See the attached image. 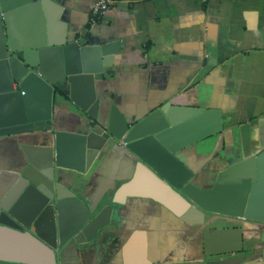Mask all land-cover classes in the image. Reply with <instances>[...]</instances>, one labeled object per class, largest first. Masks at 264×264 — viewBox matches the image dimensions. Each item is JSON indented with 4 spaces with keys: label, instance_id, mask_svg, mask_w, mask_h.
Wrapping results in <instances>:
<instances>
[{
    "label": "water",
    "instance_id": "1",
    "mask_svg": "<svg viewBox=\"0 0 264 264\" xmlns=\"http://www.w3.org/2000/svg\"><path fill=\"white\" fill-rule=\"evenodd\" d=\"M63 8L53 0H0V138L36 141L51 133V145H43L36 155L31 145L20 143L25 161L18 160L15 171L0 170V264H65L68 255L81 264L87 245L109 223L113 204L137 184L145 192L134 197L149 198L178 214L194 207L242 218L264 243V149L248 160L255 174L230 175L243 161L203 182L177 154L222 131L220 109L166 101L130 119L112 103L101 124L95 82L103 80L114 55L121 53V43L69 38ZM55 95L75 110L54 117ZM115 146L129 155L133 175L109 204L89 206L75 190L83 186L82 177L97 154ZM20 188L30 199L31 215L19 216L10 204ZM203 242L205 264L245 260L238 254L243 251L241 227L204 229ZM210 242L230 249L209 252Z\"/></svg>",
    "mask_w": 264,
    "mask_h": 264
},
{
    "label": "crops",
    "instance_id": "2",
    "mask_svg": "<svg viewBox=\"0 0 264 264\" xmlns=\"http://www.w3.org/2000/svg\"><path fill=\"white\" fill-rule=\"evenodd\" d=\"M53 1L64 6L61 19L68 24L69 38L121 43V53L114 55L103 80L95 82L101 124L112 103L130 119L166 101L220 109L222 131L177 155L203 182L243 161L230 175L255 174L248 160L264 149V0H104L109 7L100 16L91 13L98 0ZM74 110L71 102L55 95L54 117ZM43 134L36 141L0 138V170L15 171L16 162L25 161L20 143L31 145L35 155L51 145V133ZM133 172L129 155L121 147H108L97 154L75 191L89 206L97 201L106 205ZM143 186H132L113 204L109 223L87 245L81 264H205L204 229L227 227L242 228L243 251L238 254L245 260L240 264H264V243L256 230L250 231L253 225L194 207L178 214L149 198L134 197L145 192ZM21 190L10 204L19 216L31 215L30 199ZM208 249L218 253L230 248L210 242ZM65 264H76L75 257L68 255Z\"/></svg>",
    "mask_w": 264,
    "mask_h": 264
},
{
    "label": "built area",
    "instance_id": "3",
    "mask_svg": "<svg viewBox=\"0 0 264 264\" xmlns=\"http://www.w3.org/2000/svg\"><path fill=\"white\" fill-rule=\"evenodd\" d=\"M108 7V2H105L104 0H98L91 6V13L93 16H100L108 9Z\"/></svg>",
    "mask_w": 264,
    "mask_h": 264
}]
</instances>
